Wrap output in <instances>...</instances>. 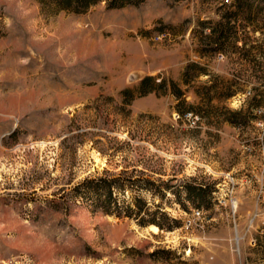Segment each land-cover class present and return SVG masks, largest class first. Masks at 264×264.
Segmentation results:
<instances>
[{
    "label": "rangeland",
    "instance_id": "1",
    "mask_svg": "<svg viewBox=\"0 0 264 264\" xmlns=\"http://www.w3.org/2000/svg\"><path fill=\"white\" fill-rule=\"evenodd\" d=\"M236 1L0 0V264H264V0ZM100 179L173 228L76 197Z\"/></svg>",
    "mask_w": 264,
    "mask_h": 264
},
{
    "label": "trees",
    "instance_id": "2",
    "mask_svg": "<svg viewBox=\"0 0 264 264\" xmlns=\"http://www.w3.org/2000/svg\"><path fill=\"white\" fill-rule=\"evenodd\" d=\"M42 8L47 10L49 13L57 15L62 12L72 13L76 15L85 14L92 7L105 3L110 9H121L129 6L139 7L147 0H36ZM179 1V0H175ZM237 11L244 7V0L236 1ZM236 14L229 13L226 16L227 24L219 25L214 27L213 33L217 35L216 41L214 44L220 50L224 49L225 42L232 41L235 43L238 42L236 37L237 33L234 32L232 27H229L232 17H235ZM195 65H190L187 68L184 77H186L189 69ZM158 79L154 77H146L141 81L139 86L134 90H125L123 95L129 96L130 99L134 97H142L153 92H165L166 90V81L157 82ZM173 94L179 96L181 95L180 89L173 83L172 85ZM192 117L195 116L193 112H189ZM150 184H153L151 181H147ZM121 188L118 179H100L86 181L81 186L75 189L76 197H80L85 200L89 206L94 209H101L107 214L116 213L119 217H128L135 218L138 220L139 224L142 226L155 225L159 229L171 230L176 222L174 219L169 218V215L166 211L162 209H157L154 212H151L147 208L146 201L140 197V195L135 197V200L131 204L119 205L118 198L116 197V190ZM140 190V189H138ZM114 208V209H112ZM165 219L169 220V223L164 222Z\"/></svg>",
    "mask_w": 264,
    "mask_h": 264
},
{
    "label": "bare ground",
    "instance_id": "3",
    "mask_svg": "<svg viewBox=\"0 0 264 264\" xmlns=\"http://www.w3.org/2000/svg\"><path fill=\"white\" fill-rule=\"evenodd\" d=\"M148 229L151 230V231H153V232H155V233H158L160 231L159 228L157 226H155V225L149 226Z\"/></svg>",
    "mask_w": 264,
    "mask_h": 264
},
{
    "label": "built area",
    "instance_id": "4",
    "mask_svg": "<svg viewBox=\"0 0 264 264\" xmlns=\"http://www.w3.org/2000/svg\"><path fill=\"white\" fill-rule=\"evenodd\" d=\"M189 116H191V115H189Z\"/></svg>",
    "mask_w": 264,
    "mask_h": 264
}]
</instances>
